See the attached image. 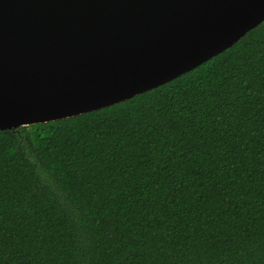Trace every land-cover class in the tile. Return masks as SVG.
<instances>
[{
  "label": "trees",
  "instance_id": "16d2710c",
  "mask_svg": "<svg viewBox=\"0 0 264 264\" xmlns=\"http://www.w3.org/2000/svg\"><path fill=\"white\" fill-rule=\"evenodd\" d=\"M0 264H264V21L157 88L0 130Z\"/></svg>",
  "mask_w": 264,
  "mask_h": 264
},
{
  "label": "water",
  "instance_id": "95a60500",
  "mask_svg": "<svg viewBox=\"0 0 264 264\" xmlns=\"http://www.w3.org/2000/svg\"><path fill=\"white\" fill-rule=\"evenodd\" d=\"M264 21V0H0V130L168 83Z\"/></svg>",
  "mask_w": 264,
  "mask_h": 264
}]
</instances>
